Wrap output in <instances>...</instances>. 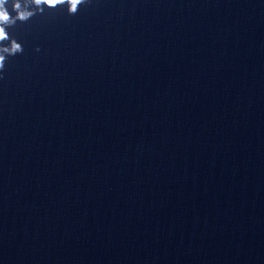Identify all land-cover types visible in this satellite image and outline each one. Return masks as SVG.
Listing matches in <instances>:
<instances>
[{
	"label": "water",
	"instance_id": "obj_1",
	"mask_svg": "<svg viewBox=\"0 0 264 264\" xmlns=\"http://www.w3.org/2000/svg\"><path fill=\"white\" fill-rule=\"evenodd\" d=\"M6 30L0 264H264V0H89Z\"/></svg>",
	"mask_w": 264,
	"mask_h": 264
},
{
	"label": "clouds",
	"instance_id": "obj_2",
	"mask_svg": "<svg viewBox=\"0 0 264 264\" xmlns=\"http://www.w3.org/2000/svg\"><path fill=\"white\" fill-rule=\"evenodd\" d=\"M88 2L89 0H0V73L5 69L7 57L23 52L22 45L10 38L7 28L14 26L17 21L26 22L34 15L42 14L45 8L66 7L67 13L74 15L81 5ZM36 50L39 51L38 48Z\"/></svg>",
	"mask_w": 264,
	"mask_h": 264
}]
</instances>
